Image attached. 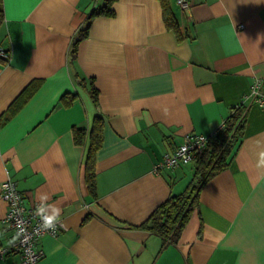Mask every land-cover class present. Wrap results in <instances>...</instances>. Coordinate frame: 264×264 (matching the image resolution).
<instances>
[{
  "label": "crops",
  "instance_id": "obj_1",
  "mask_svg": "<svg viewBox=\"0 0 264 264\" xmlns=\"http://www.w3.org/2000/svg\"><path fill=\"white\" fill-rule=\"evenodd\" d=\"M103 1L3 0L0 183L13 180L26 207L46 193L64 225L38 239L36 264H264V169L256 167L264 105L247 96L256 79L264 82V0H188L185 9L170 0L181 39L166 27L159 0H116L114 15L92 17L71 61L74 40ZM27 86L32 92L15 110ZM65 94L74 95L69 104ZM241 102V143L201 187L176 242L130 227L193 177V161L155 163L186 134L219 129ZM97 115L103 141L92 196L83 170ZM73 128L83 131L81 143ZM6 210L0 196L1 247L16 240ZM19 261L13 251L0 257Z\"/></svg>",
  "mask_w": 264,
  "mask_h": 264
},
{
  "label": "trees",
  "instance_id": "obj_2",
  "mask_svg": "<svg viewBox=\"0 0 264 264\" xmlns=\"http://www.w3.org/2000/svg\"><path fill=\"white\" fill-rule=\"evenodd\" d=\"M116 0H104L102 4L95 6L89 13L86 24L81 28L74 40L70 59L76 57L78 42L87 36L90 20L96 15H114L112 7ZM162 7L163 20L168 29L173 30L178 39L182 38L179 24L172 11L170 0H159ZM4 21L3 0H0V26ZM8 51V50H7ZM8 59L0 58V63ZM90 94L96 102L98 90L91 80ZM32 89L28 86L13 100L12 106L17 110L28 99ZM74 95L65 94L62 96L64 104H69ZM243 105L235 106L223 121V127L211 139L208 140L205 148L196 154L193 161L194 172L191 181L183 192L170 194L150 213L147 219L140 224H131L130 227L150 230L161 236L166 242H176L184 225L189 220L193 209L198 204V196L201 187L215 174L225 168L231 156L241 143L244 127ZM6 120V118H4ZM73 138L76 143H81L84 138L82 130L73 128ZM103 141V119L95 116L89 131V145L84 160V181L89 193L95 196V154Z\"/></svg>",
  "mask_w": 264,
  "mask_h": 264
},
{
  "label": "built area",
  "instance_id": "obj_3",
  "mask_svg": "<svg viewBox=\"0 0 264 264\" xmlns=\"http://www.w3.org/2000/svg\"><path fill=\"white\" fill-rule=\"evenodd\" d=\"M176 3L182 9L189 6L188 0H176ZM242 26V25H240ZM9 52L0 47V58L8 59ZM255 90V95L253 91ZM251 101L264 105V82L261 79H256L247 94ZM239 105H243L241 102ZM237 105V106H239ZM223 127L221 123L219 129H216L208 135L188 133L184 136L182 142L171 152L164 154L161 161L155 163L154 170L162 167L172 168L180 163L192 161L196 154H199L205 148L209 139L213 138ZM0 196L7 203V210L3 217V222L13 228L16 240L10 247L0 246V257L3 258L9 251L20 254L18 264H36L43 256V251L38 247V239L43 235L55 236L64 227L58 225L57 230L41 229V220L35 214L36 206L39 202H34L29 207L23 203V196L17 189L16 184L9 177L0 183Z\"/></svg>",
  "mask_w": 264,
  "mask_h": 264
},
{
  "label": "clouds",
  "instance_id": "obj_4",
  "mask_svg": "<svg viewBox=\"0 0 264 264\" xmlns=\"http://www.w3.org/2000/svg\"><path fill=\"white\" fill-rule=\"evenodd\" d=\"M253 94H256L255 90L253 91ZM256 167L258 169H264V150L258 153ZM48 200L49 196L46 193L39 195L40 203L36 206L35 214L41 220V229L55 232L58 225L61 227L63 226L60 219L61 209L55 204L48 203Z\"/></svg>",
  "mask_w": 264,
  "mask_h": 264
},
{
  "label": "rangeland",
  "instance_id": "obj_5",
  "mask_svg": "<svg viewBox=\"0 0 264 264\" xmlns=\"http://www.w3.org/2000/svg\"><path fill=\"white\" fill-rule=\"evenodd\" d=\"M191 177H192V173H191L190 177H188V180H190Z\"/></svg>",
  "mask_w": 264,
  "mask_h": 264
}]
</instances>
